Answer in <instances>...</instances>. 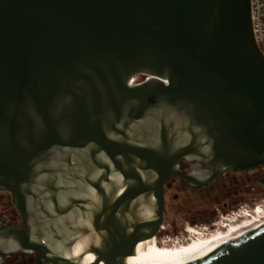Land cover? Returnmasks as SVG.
Wrapping results in <instances>:
<instances>
[{
	"label": "water",
	"instance_id": "obj_1",
	"mask_svg": "<svg viewBox=\"0 0 264 264\" xmlns=\"http://www.w3.org/2000/svg\"><path fill=\"white\" fill-rule=\"evenodd\" d=\"M261 167L251 0H0V192L22 220L0 218V264H84L86 247L104 244L91 224L110 236L142 196L155 205L151 240L170 179L199 188ZM121 247L92 264H264V227L174 262L151 241Z\"/></svg>",
	"mask_w": 264,
	"mask_h": 264
},
{
	"label": "flooded vegetation",
	"instance_id": "obj_2",
	"mask_svg": "<svg viewBox=\"0 0 264 264\" xmlns=\"http://www.w3.org/2000/svg\"><path fill=\"white\" fill-rule=\"evenodd\" d=\"M145 80V77L140 76ZM142 81V82H143ZM184 164V168L181 170L182 173H192L191 167L187 162L181 161ZM254 175L250 177L255 186L263 187L260 181L264 178V167L258 168L252 172ZM246 172L243 173H230L226 174L214 181L210 182L207 186L194 188L190 187L185 179L175 177L170 179L164 189L165 197V212L163 215L162 223L159 230L155 233L151 240L147 241V236L152 232V225L150 223V217L155 210L154 202L147 196H142L133 201L131 211L122 210L117 215V218L110 225L113 234L110 236L102 233L101 235L97 232L94 224L92 228L94 232L103 240V245L97 246L89 244L87 250L83 251V257L86 256L88 251L98 252V256L108 255V251L114 247H121L122 251L126 247L127 252H134L137 247L141 244H146L149 241H155L160 247L163 246H174L176 243L182 242L187 243L191 237L188 228L181 226L182 223L178 222L182 217H191L193 222H197L196 219L203 221L207 219L210 221V217L215 213L217 207L220 206L222 197L226 194L225 200H232L229 204L225 203L224 208H228L234 203L240 202L242 194L245 193L246 186ZM174 190V194L169 199V192ZM232 193H230L231 191ZM229 194L227 195V193ZM0 218L5 221L6 224H19L21 225V216L13 203L12 196L7 192H0ZM8 197H6V196ZM5 196V197H4ZM203 208V209H202ZM102 225L105 226L106 218H102ZM217 221H213L210 227L206 231L215 230V224ZM78 227L82 229L81 238L88 237L85 230L87 221L84 218H79L77 222ZM142 226L141 232L134 238L135 232L138 227ZM188 226H191L188 224ZM194 228L198 230H204V227L195 225ZM158 240V241H156ZM124 253V252H123ZM81 254V255H82ZM124 260L122 263H126L127 256H123ZM102 259V258H101ZM107 259V258H106ZM106 259L99 260L98 264L107 263ZM38 261L37 254H19L10 256L5 259L3 264H36Z\"/></svg>",
	"mask_w": 264,
	"mask_h": 264
},
{
	"label": "bare ground",
	"instance_id": "obj_3",
	"mask_svg": "<svg viewBox=\"0 0 264 264\" xmlns=\"http://www.w3.org/2000/svg\"><path fill=\"white\" fill-rule=\"evenodd\" d=\"M262 213V212H261ZM263 215L253 216V218H245L235 226H230L229 231L220 232L219 234H215L212 232L210 235L199 230L189 228V234L191 237L189 241L183 245L180 243L175 244L172 248H164L160 249L157 242L151 241V247L153 252L160 257L174 262L185 257L191 256L193 254L202 252L204 250L213 248L215 246L221 245L223 243L232 241L234 239L243 237L245 235L251 234L261 228L264 227V213ZM158 241V240H156ZM97 246L102 245L101 243H97ZM89 247V246H87ZM87 247L85 251L87 250ZM166 247V246H163ZM161 247V248H163ZM169 247V246H167ZM96 260V254L92 251H88L86 256L84 257V264H92Z\"/></svg>",
	"mask_w": 264,
	"mask_h": 264
},
{
	"label": "rangeland",
	"instance_id": "obj_4",
	"mask_svg": "<svg viewBox=\"0 0 264 264\" xmlns=\"http://www.w3.org/2000/svg\"><path fill=\"white\" fill-rule=\"evenodd\" d=\"M264 52V50H263ZM143 79L139 77L136 78V83H140L142 82ZM253 171H250V172H246V186H245V193L242 194V199L240 202H237V203H234L233 205H231L230 207L228 208H224V204L227 203L229 204L232 200H225L224 198L226 197V194L222 197L221 201L220 202V206L217 207V210H215V213L212 215V217H210V221L207 220V219H204L203 221H201L199 218L196 219L197 222H193V218L191 217H182L181 220H179L178 222L182 223L181 226L182 227H186V228H193V229H196L194 228L195 225H198L199 227H210V224L211 222H215L217 220H220L221 216H226L227 214L231 213L232 211L234 210H237V209H248V210H252L254 209L256 206H258L259 204H263L264 203V187H259L258 185L255 186L252 182V180L250 179V177H253ZM231 191V190H230ZM174 190H172L171 192H169V199H171V197L173 196L174 194ZM233 191H231L230 193H232ZM229 194V192L227 193V195ZM6 196V195H5ZM4 196V197H5ZM1 197V195H0ZM8 197V196H6ZM203 209V208H202ZM244 220V219H243ZM188 224H190L191 226H188ZM198 230V229H196ZM223 229H221L222 231ZM201 232H204V230H199ZM212 233V230L211 228L209 229V231H206V233ZM177 244V243H176ZM181 245L182 242H180ZM158 247L160 249H164V248H172V246H169V247H163L161 248L159 245Z\"/></svg>",
	"mask_w": 264,
	"mask_h": 264
},
{
	"label": "built area",
	"instance_id": "obj_5",
	"mask_svg": "<svg viewBox=\"0 0 264 264\" xmlns=\"http://www.w3.org/2000/svg\"><path fill=\"white\" fill-rule=\"evenodd\" d=\"M251 16L253 24V32L256 39V42L264 49V0H251ZM136 83V78L132 81ZM264 213V203L259 204L252 210L248 209H237L227 214L226 216H221L220 220H217L215 224V234L220 232L229 231L230 226H235L245 218H253V216L263 215ZM207 230V227H204ZM221 229H223L221 231ZM212 234L211 232L209 233Z\"/></svg>",
	"mask_w": 264,
	"mask_h": 264
},
{
	"label": "trees",
	"instance_id": "obj_6",
	"mask_svg": "<svg viewBox=\"0 0 264 264\" xmlns=\"http://www.w3.org/2000/svg\"><path fill=\"white\" fill-rule=\"evenodd\" d=\"M264 50V49H263Z\"/></svg>",
	"mask_w": 264,
	"mask_h": 264
}]
</instances>
